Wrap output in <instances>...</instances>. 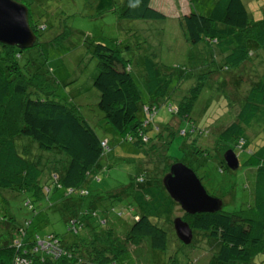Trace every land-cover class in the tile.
<instances>
[{"label":"trees","instance_id":"1","mask_svg":"<svg viewBox=\"0 0 264 264\" xmlns=\"http://www.w3.org/2000/svg\"><path fill=\"white\" fill-rule=\"evenodd\" d=\"M182 2L179 7L176 1L174 7L165 2L160 6L156 0H123L118 6L110 1L111 9H106L110 20H102L113 26L108 43L103 37L86 41L91 35L85 34L83 38L86 54L95 59L91 85L97 91L96 106L120 142L130 146L128 153L134 154L130 158L135 165L140 164L132 183L104 196L90 194L88 183L92 177L99 181L95 173L110 162L107 137L95 133L77 104L57 96L56 80L42 53L29 54L21 61V52L29 47L0 43V264H19L21 256H30L28 264H147L151 258L160 264L164 253L167 264H196L185 250L168 247L174 238L171 220L178 204L161 183L176 160L167 155V146L177 135L187 137L177 146L189 161L183 163L194 173L191 162L202 167L207 150L196 140L208 129L198 123L203 113L195 110L191 115L200 90L210 82L202 74L210 71L224 85L226 79L218 71L227 75L254 47L264 54V24L249 20L242 0H214L207 15L193 12L187 1ZM162 8L170 10V15ZM168 18L186 43L203 42L211 48L213 69L199 73L163 65L138 50L141 30L147 32L148 24ZM27 19L29 23L28 12ZM29 26L35 35L32 49L38 42L35 27ZM215 50L220 62L214 59ZM133 68H140L144 77V99ZM183 83H187L184 95L170 101ZM160 106L175 122L156 123ZM263 108L264 69L238 103L235 118L214 137L220 165L226 169L222 159L226 149L248 151L241 163L249 174L253 170L247 203L231 210L183 212L180 216L191 230L187 248L195 242V234L215 245L207 264H248L263 247L264 143L250 149L246 132L253 123L264 125ZM17 196L27 212L20 219L8 206ZM34 216L39 217L36 223ZM56 216L71 235H39L36 230ZM38 241L45 244L47 254L38 255Z\"/></svg>","mask_w":264,"mask_h":264},{"label":"rangeland","instance_id":"2","mask_svg":"<svg viewBox=\"0 0 264 264\" xmlns=\"http://www.w3.org/2000/svg\"><path fill=\"white\" fill-rule=\"evenodd\" d=\"M24 4L29 15V23L36 29L38 45L29 47L28 50L21 52L20 60L31 54L42 53L45 57L46 65L50 69V74L56 80L55 92L60 99H69L78 105L79 111L88 120L89 124L99 136H105L108 139L109 149L107 150L108 166L106 169H100L95 173L98 179L92 177L88 183L90 194L106 195L107 192L118 190L121 185L132 183L134 176L138 173L139 165L136 166L134 154L128 153L130 146L125 142H120L118 137L112 131L110 125L103 119L101 111L96 106L97 91L92 87V78L96 73L95 59L86 54L83 44V38L86 35V41L94 40L96 37H103L108 43V37L112 25L108 26L102 23V20H110V13L106 9H111L110 1H115L116 6L123 0H17ZM177 2L179 0H176ZM184 1V0H183ZM189 3V8L198 14L207 15L209 8L214 0H185ZM249 12V20L253 23L261 22L264 24V0H242ZM179 7L184 4L179 1ZM175 7V6H174ZM102 9V11H96ZM171 9L172 7H167ZM167 15L170 10L161 9ZM101 14L103 16L101 17ZM147 32L141 30L138 36L139 51L145 56L163 65L181 66L187 70L197 69L199 73L205 70L213 69L211 63V48L203 42L197 44L186 43L183 36H180V29L176 27L174 21L170 18L163 22L148 24ZM165 28V31H162ZM258 30V29H257ZM113 32V31H112ZM86 34V35H85ZM257 45V44H256ZM259 46V45H257ZM214 56L219 61L217 50ZM62 54V55H61ZM249 57L240 66L226 74L218 71L217 75L223 76L226 80L224 85L219 84L214 73L208 71L202 74L205 79H210L205 83L197 99L192 106L191 115L201 112L203 115L198 120L199 126L206 127L208 133L205 136H198L196 143L207 150V158L202 167L197 168L192 162L190 166L196 170L200 183L207 194L217 197L221 200L223 210H231L239 205L247 203L250 190L252 188V169L250 174L241 167L243 158L248 151L235 149L238 160V167L234 170L226 169L220 165L221 155L216 151L214 137L221 127H225L236 116L238 103L242 101L250 86L257 83V80L264 69V54L254 47L249 51ZM221 65V64H220ZM135 83L138 90L145 97L143 88L144 77L140 68L132 69ZM68 77L66 80H63ZM229 78V79H228ZM187 83H183L170 101L177 100L184 95ZM264 119V108L260 111ZM193 117V116H192ZM174 120V117L166 112L164 107H158L156 114V123ZM186 125V124H185ZM183 124V127H185ZM189 129V128H188ZM248 147L256 148L257 145L264 143V125L252 124L246 128ZM187 137L175 136L167 146V155L175 162L189 163L187 157L177 146ZM242 141V140H241ZM243 142V141H242ZM261 142V143H260ZM260 143V144H259ZM122 144V145H121ZM245 146L242 145L241 148ZM133 152V151H132ZM139 159L143 160L142 155L138 154ZM115 156V157H114ZM118 156V157H116ZM127 157L122 161L119 157ZM114 159V160H113ZM131 160V161H130ZM139 160V161H140ZM103 163H106L103 160ZM183 163V164H184ZM185 165V164H184ZM187 166V165H186ZM59 192V190H55ZM52 198L53 192L48 194ZM20 196L11 199L8 202L9 208L17 219L27 215L25 208L21 204ZM87 198L85 199V201ZM107 203V200H104ZM109 207V206H107ZM183 211L177 206L173 212V217L181 216ZM99 214V212H98ZM49 217L48 222L44 223L36 231L40 235L48 232H56L65 238L71 234L66 232V223L60 219ZM36 223L38 216L32 217ZM172 228V226H171ZM173 232V229H172ZM174 235V232H173ZM188 244H182L174 235L168 247L171 249L177 246L179 250H185L189 260L196 264H207L209 257L214 251L200 234H195V242L190 248ZM187 248V249H186ZM37 249L38 255L47 254V249L39 243ZM176 249V250H177ZM175 251V250H173ZM171 251L170 253H172ZM168 252V251H167ZM168 254L160 255V264H167ZM29 257L21 256L17 260L19 264H28ZM178 259V257H177ZM147 264H156L153 258L148 259ZM248 264H264V241L263 247L257 253L253 254Z\"/></svg>","mask_w":264,"mask_h":264},{"label":"water","instance_id":"3","mask_svg":"<svg viewBox=\"0 0 264 264\" xmlns=\"http://www.w3.org/2000/svg\"><path fill=\"white\" fill-rule=\"evenodd\" d=\"M35 41L27 19V8L17 0H0V43L19 49L30 47ZM222 159L228 169L238 166L237 157L226 149ZM161 183L178 207L187 214L213 212L221 208V200L207 194L196 174L181 162H173L162 176ZM175 237L182 243L191 240V230L180 216L171 220Z\"/></svg>","mask_w":264,"mask_h":264},{"label":"crops","instance_id":"4","mask_svg":"<svg viewBox=\"0 0 264 264\" xmlns=\"http://www.w3.org/2000/svg\"><path fill=\"white\" fill-rule=\"evenodd\" d=\"M156 1L160 2V6H163L164 2L165 3H172L173 6L177 5L176 0L175 1L174 0L173 1L172 0H156ZM179 1H182V0H179Z\"/></svg>","mask_w":264,"mask_h":264},{"label":"built area","instance_id":"5","mask_svg":"<svg viewBox=\"0 0 264 264\" xmlns=\"http://www.w3.org/2000/svg\"><path fill=\"white\" fill-rule=\"evenodd\" d=\"M39 243H41L42 245H44V246H45V244H43L42 242L38 241V245H39Z\"/></svg>","mask_w":264,"mask_h":264}]
</instances>
